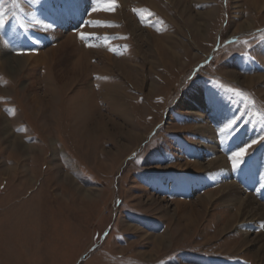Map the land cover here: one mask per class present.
Returning a JSON list of instances; mask_svg holds the SVG:
<instances>
[{
  "label": "rangeland",
  "instance_id": "rangeland-1",
  "mask_svg": "<svg viewBox=\"0 0 264 264\" xmlns=\"http://www.w3.org/2000/svg\"><path fill=\"white\" fill-rule=\"evenodd\" d=\"M106 2L0 0V264H264V0Z\"/></svg>",
  "mask_w": 264,
  "mask_h": 264
},
{
  "label": "bare ground",
  "instance_id": "bare-ground-1",
  "mask_svg": "<svg viewBox=\"0 0 264 264\" xmlns=\"http://www.w3.org/2000/svg\"><path fill=\"white\" fill-rule=\"evenodd\" d=\"M40 13H42V12H40ZM43 15V14H42ZM33 17V16H32ZM36 17H38V16H36ZM42 19V18H41ZM40 22V21H39ZM39 22H38V25H39ZM50 35V34H49ZM71 39V38H70ZM33 40V39H32ZM30 42V41H29ZM35 43V42H34ZM67 43L68 42H66V44L65 45H67ZM70 43V42H69ZM71 45V44H70ZM74 45V44H73ZM61 46V45H60ZM76 47V46H75ZM35 48V47H34ZM64 48H66V46L65 47H62V49H64ZM51 50H52V48H51ZM74 50V54L75 55H77V59L73 62V63H70L69 64V66L67 67V68H63L62 69V71H61V77H63L64 79H66V78H70V77H74V78H77V77H79V78H82V77H84V76H86L88 73H89V65H88V61L90 60L89 58H90V53H89V49H87V51L86 50H83V49H81L80 47H76V48H74L73 49ZM59 51V49H57V50H54V54L56 53V52H58ZM64 51H67V48L64 50ZM51 52V51H50ZM36 54V53H35ZM53 54V55H54ZM70 54V53H69ZM30 56V55H29ZM41 56V55H40ZM68 56H70V55H68ZM60 57V56H59ZM27 59H29V58H27ZM38 59V58H37ZM46 59V58H45ZM44 59V60H45ZM106 60H108L107 58H106ZM105 61V60H104ZM103 61V62H104ZM42 62H44V61H42ZM106 62V61H105ZM104 62V63H105ZM90 63V62H89ZM112 62H110V64H111ZM104 65V64H103ZM112 65V64H111ZM114 65V64H113ZM105 66H106V63H105ZM110 67V66H109ZM97 75H99V77H106L107 75H106V73L105 72H103V73H101V72H98L97 73ZM256 79V78H255ZM258 79V78H257ZM260 79V78H259ZM257 81V80H256ZM255 82V81H254ZM102 87H105V89L107 90V85L105 86V84H102L101 85ZM110 86V85H109ZM111 91V90H110ZM105 94V93H104ZM114 97V96H113ZM188 97V96H187ZM201 96H200V92L197 90L196 91V93H195V95L193 96V99L191 100V105L193 104V105H195L196 107H200L203 103L201 102V98H200ZM106 98V97H105ZM111 98H112V95H111ZM204 100V99H203ZM111 101H112V99H111ZM113 101H116V99L115 98H113ZM80 108H82V107H80ZM196 114V113H195ZM198 114V113H197ZM201 114V113H200ZM193 115H194V113H193ZM205 128V127H204ZM205 133V132H204ZM214 133V132H213ZM211 134V133H210ZM206 135V134H205ZM209 135V134H208ZM207 138H208V136H207ZM213 140H215V139H213ZM214 143V142H213ZM217 143V142H216ZM215 143V144H216ZM216 148V147H215ZM215 151V150H214ZM213 152V151H212ZM222 158V157H221ZM225 158V157H224ZM220 160V159H219ZM218 160V161H219ZM259 163H258V156H256L254 159H253V161H252V163H251V166H249L250 167V169L252 168V169H255L256 171H258L259 169H264V162H262V166H260V168H259V165H258ZM191 166V165H190ZM196 166V165H195ZM229 167V166H228ZM249 167H247V169H249ZM192 168H193V166H192ZM218 169V171H219V175H221V177H225V176H227L229 173H230V171L227 169V166H226V164H224V163H221V164H219V166L217 167ZM195 169V168H194ZM247 169H245V171L248 173V172H250V170H247ZM197 171V170H196ZM244 171V170H243ZM223 183V182H222ZM230 183H232V182H230ZM233 186H234V184L233 185H227L226 186V188L228 189H230V192L232 193V191H234V189H233ZM222 187V186H221ZM235 188H236V186H235ZM232 190V191H231ZM217 191V190H216ZM228 193H229V191H228ZM230 193V194H231ZM225 194V193H224ZM236 194V193H235ZM234 194V195H235ZM226 195V194H225ZM238 195V194H237ZM240 195V194H239ZM229 196V195H228ZM227 196V197H228ZM227 197H224V198H226L227 199ZM230 197V196H229ZM236 197V196H235ZM223 198V199H224ZM244 198V197H243ZM246 198V197H245ZM249 199V201H250V203H253V205L255 204V206H257L258 205V203L256 202V200H255V198H253V196L251 197V196H249L248 197ZM229 199H232V198H229ZM243 200V199H242ZM241 200V201H242ZM240 201V200H239ZM229 203V202H228ZM235 203V202H234ZM239 204H240V202H239ZM178 205V204H177ZM258 206H260V205H258ZM249 209V208H248Z\"/></svg>",
  "mask_w": 264,
  "mask_h": 264
},
{
  "label": "snow or ice",
  "instance_id": "snow-or-ice-1",
  "mask_svg": "<svg viewBox=\"0 0 264 264\" xmlns=\"http://www.w3.org/2000/svg\"><path fill=\"white\" fill-rule=\"evenodd\" d=\"M115 7V0H107L106 2V9L105 10H111ZM96 11V9H93ZM5 24V21L0 18V27H3ZM81 39H84L83 36H81ZM18 54H24V53H18ZM245 153L244 149H241L239 152H235L232 156L229 157V159L232 161V167L235 169L238 166L239 161L243 158Z\"/></svg>",
  "mask_w": 264,
  "mask_h": 264
}]
</instances>
